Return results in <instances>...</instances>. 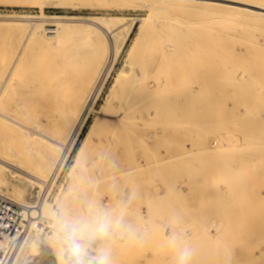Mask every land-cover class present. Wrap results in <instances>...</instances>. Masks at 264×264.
<instances>
[{
    "label": "rangeland",
    "instance_id": "obj_1",
    "mask_svg": "<svg viewBox=\"0 0 264 264\" xmlns=\"http://www.w3.org/2000/svg\"><path fill=\"white\" fill-rule=\"evenodd\" d=\"M154 1L157 3H154ZM154 1H149L151 5L153 4L151 7L149 2L148 4H145L147 2L143 4V2L134 3V1L126 0H78L77 3L68 5H60L55 0L47 2L44 0H0V27L8 23H17L18 25L35 23L37 20L42 19V17H47L49 20L44 27H51L61 19H73L72 21L74 23H71L82 28L84 31L82 36H77L69 40L66 44L67 48L65 47L66 49L64 48L63 51L61 49L57 53H55L56 51L53 48H46L37 39L30 40L22 54L21 64L13 86L2 102L1 107L5 109H0L2 113L3 111L4 113L6 112V115H10L17 120L19 119L18 121L23 124H28V126L35 125L34 127H36L39 133L42 132L43 135L45 133L50 138L67 143L64 147L54 145L53 148H51L53 149L52 151L47 148L50 143L43 140V137L39 136V134L34 136L35 139L22 135V133L19 132L20 130L13 132L12 135L14 136H12L11 133L0 135V156L5 157L7 160L10 159V161H15L28 171L27 173L16 170L13 171V169L0 163V191L6 193L11 198L15 196L14 200H18V202L24 205H37V207H39L41 204L40 202L43 200H47L51 204V209H53L54 212H52L49 217L54 220L53 224H50L47 220V223L45 221V223L40 222L37 228L32 229L31 236L35 240L42 237L44 241H47V248L52 249L48 257L51 261H54L55 264H109V262H105L102 259H109V261H113L112 264H211V262L215 260L211 261V258H209L210 261H207L206 257L203 258L207 255L208 251H210H207L206 248L205 250L207 252L204 251L203 247L205 246L211 249L212 254L208 256L209 252L207 255L208 257L213 258L214 256L216 259V255L219 254L220 257L218 258H220V261L216 260L215 262L226 264L225 256L228 257L229 252H231L230 257L233 255L236 256L241 251H245L247 248L246 246H251L253 247L252 249H255L254 246L261 242V246L259 247L258 245V250L256 248V251L258 254L261 250L264 251V242L262 243V240H260L258 235L259 231L257 229V227L261 225L258 223L260 221H258V218L260 219L261 214L264 212V161H262L264 159V149L261 148H264V80L263 82L260 80V76L264 79V71H262V73L259 71L261 74L259 77V72L258 74L257 71L256 73L254 72L257 68L264 67V17L248 15V13L244 12L241 14V12H237L235 9L233 10V8L228 9V7L205 5L200 3L202 0H196L195 2L194 0H176L179 6L177 3H175V6L171 2H166L165 4L164 1ZM228 1L247 3V1L250 0ZM252 1L261 4L264 2V0ZM222 4L242 7V5L235 3ZM172 6L175 7L176 10L175 8H171ZM153 8L155 11H152ZM244 8L257 10L247 6ZM90 19L104 22L112 33H106L96 28V26L90 23ZM149 19H151L150 23H152L150 25ZM170 24H175L174 29L178 27L185 32H195L196 28L192 26L200 25L201 27L213 31L217 29L216 31L222 34L220 37L209 40L208 46L203 45L202 47L201 45L200 47L204 49L203 53L194 51L195 46L191 43L186 45V48L189 50V57L186 56L183 59L184 61L182 60L186 69L185 75H187L185 79L177 70L179 64L177 58H171L170 60L166 59L164 61L153 60L152 57L161 56L158 52L151 57V48H165L163 41L167 39L165 35L160 33L172 29L167 28ZM216 24L218 25L216 26ZM27 27L29 28V26ZM144 29H146V31L149 29L155 34L142 38L133 53L135 42L141 36L145 35ZM244 30L246 31L245 34ZM27 32L25 28L19 31L13 30L11 33L6 30H0V76L4 73L8 63H10L9 61H12V59L18 55L17 53H19L27 37ZM233 33H235V35ZM250 36L255 40L252 39V37L250 39ZM262 36L263 38H261ZM89 37L93 41L92 50L87 49L90 48L87 46ZM115 40L119 42L126 41L118 52ZM83 41L86 45L85 43L82 44ZM218 41L221 43V48L218 47ZM239 41L241 42L239 43ZM245 44L250 46V50H248L249 53L246 51L248 46ZM253 46L256 48L257 53L260 51L258 55L255 54L256 52L253 50ZM78 47L80 48L78 49ZM215 47L218 48V50L214 52ZM76 48L78 52L75 50ZM71 49L74 50L71 51ZM49 50L50 52H48ZM246 54H248V56ZM242 55H244V57ZM3 57H5V59ZM10 57H12V59ZM112 60L114 61L113 66L111 65V63H113ZM128 60L129 64L132 66L131 72L126 75L127 77H125V80L117 82L118 76L127 65ZM2 61L7 64L2 63ZM219 61L227 64H222L220 62L221 65ZM89 62L95 66V70L93 69L95 71L94 80L91 82V84H93V82L95 84L94 94L92 93L91 101L93 102L95 97L98 98V109L101 110L103 106L106 105L105 102H107L108 96L111 94L108 103L109 115L114 116L117 114V112L113 110L116 107H127L128 109L122 116L125 120L134 124L133 133L135 136L133 147L129 154L124 151V142L118 141L117 146H110V142L113 141L115 137L111 131L107 132L101 129L102 127L98 128L91 135V139L85 142L83 146L87 133L94 121L93 115L89 116L77 140L72 146H69L71 144V139H69L71 125L65 122L67 119H72L74 121L77 118V114L73 117L70 115V109H72L73 97L78 94L79 87H82V83L86 76L87 64H89ZM151 62L155 65V68L158 69L162 64L167 65L164 78L168 79L171 76L174 82L168 85L166 84L165 89L169 92L168 94L172 96L173 100H178L176 90L183 91L185 88H191L190 90L194 89L192 92L195 93L194 95L197 97L195 99L196 102L194 100L185 101L184 96L183 104L186 103L190 105L189 103H192L190 107L197 108V115H203L204 119L205 117L209 119L211 116V121L214 120V122H212V124H214L213 129L216 128V121L219 122L222 120L224 122L226 120L235 123L228 127H226L225 124L220 125V127L223 126L228 131L220 130V127H217L219 130L217 129L218 131L215 134L214 132L216 129L212 132V127L208 128L210 130L205 128L207 129L206 131L197 128L196 124V127L193 126L194 120L197 119V117H195L196 111L193 112V109L184 111L185 113L183 112L181 114L182 117L178 115L182 112V108V110L172 109L174 114H178L172 117H166L162 115V111L159 108H147L141 103H132L134 95L128 97L129 89L132 87L137 73L142 74L145 71L150 73ZM198 66H200L199 68H201V66L204 68L200 71ZM195 68H197L199 72L196 71ZM230 69H235L238 72H234V70L230 71ZM108 70L109 72H107ZM248 70L249 72H247ZM228 72L230 76H228ZM97 73L99 74L97 75ZM178 75L181 77L179 78ZM232 75L235 77L240 76V78L242 75L244 76L241 78L244 82V84H240L241 88L238 87V85H236L237 87L235 85L232 87L231 85L229 86L228 77L232 79ZM249 77L250 79L251 77L253 79L257 77L261 83L259 87L256 86L258 84H256L253 79L252 83L254 82L255 86L252 85L255 89L250 88L252 85L250 87L245 86L247 82L249 83L250 81ZM97 78L101 85L97 82ZM177 78L181 81L176 82ZM225 78L228 83L224 81ZM257 78L255 80L258 81ZM149 81L150 75L146 77V87L149 85ZM239 81L241 80L239 79ZM40 86L41 88H39ZM246 87L248 89L250 88L251 91L255 90L254 93L252 92L254 94L253 96H250L251 91L246 89ZM243 88L245 90L241 91ZM114 89H116L117 92L112 95ZM257 91L259 93H257ZM241 93L242 98L240 99ZM256 93L258 94V99ZM260 94L263 95V97L260 96ZM127 97L130 100L126 101ZM231 98H233V100ZM260 99L261 101L263 100V102H261ZM245 100H247V102H245ZM176 101H174L173 104L182 105L179 100L178 102ZM241 101H243V103H241ZM211 103L213 106H211ZM241 105L246 107H242ZM259 105L262 107H258ZM248 107H252V109ZM250 109L251 113H256L259 109L256 113L257 116L256 114L249 113ZM211 114L215 115L212 116ZM258 114H260V117L262 115V117L260 118ZM207 116L209 117L207 118ZM233 116L237 120L234 119ZM141 118H144L143 122L147 124L148 128V136L144 141L141 139V129L143 127V122L140 120ZM204 119H202L201 116L200 120L202 121ZM110 120L111 118L107 119V121ZM209 121L206 122L209 123ZM236 124L238 125L236 126ZM248 126L251 127L250 130ZM176 127H180V131H178L179 134H176ZM193 127H195V129H193ZM223 127L222 129H224ZM184 128H186L187 131H185ZM198 129L203 131L201 135H199L200 132L198 133ZM234 129L235 131L231 133ZM24 131L27 132V130ZM240 133L244 135V137H242ZM46 135L44 137H46ZM199 136L201 137V141ZM260 139L263 142H261ZM212 140L216 142V146L214 142V145L210 143ZM68 141L70 143H68ZM201 142L203 147H200V149L198 147L201 145ZM233 143L240 144L230 147ZM4 145H13L11 148L14 146L15 148L6 152ZM208 145L210 146V148L208 147L210 150L207 148ZM204 146L207 148V151L212 150V153H209L210 156L207 151H205L207 155H204L206 154L203 152L206 150ZM214 146L215 150H213ZM219 146L220 149L218 150L217 147ZM244 147L248 148L245 149ZM251 147H254V150ZM259 147L262 149H258L259 151L261 150V153L256 149ZM186 150L190 151L187 152ZM193 151H198V155H195L197 152ZM226 152L233 154L228 155ZM201 153L203 156L199 155ZM215 153H218V156ZM221 154L222 157L220 156ZM224 154L226 157L228 155V157L226 158ZM248 154H251V156ZM246 155L249 157L246 158ZM49 156L51 157V161L54 160L52 161V163L54 162V169H52V174L48 177V173L41 172V168L45 167L44 165L47 164L46 159L49 158ZM180 156H183L184 159L183 157L180 158ZM207 156L210 159H207ZM219 156L221 159L226 158L225 160H227V162H225L228 163V166L230 165L228 160L236 158L234 165V168L237 170L236 172L238 173V171L241 170L243 173L239 172L245 179L252 176V180L242 182L244 185H248V189L246 186H243L245 190L242 191L244 188L237 186L238 184L243 185L241 182L235 183L237 188L228 187L229 185L224 181L221 182L225 175H220V182L222 184H218L220 176L218 177L219 179L217 178L218 182L215 178L219 175L215 170L217 169L218 163H216V165L213 163L219 159ZM160 157L165 158L164 164H149L151 161ZM173 161L177 162L174 163ZM223 161L224 160H221L220 162V159L217 160V162H220L218 167L223 168L221 166ZM258 161H260V163ZM30 162L33 164H30ZM170 162H173V164ZM40 163L42 166H40ZM170 165L172 167H170ZM30 166L36 168V170ZM213 166L216 168L214 167L215 169H213ZM110 167H112L116 173L123 169H130L131 175H124L125 177L123 175H117L112 182H101L97 185V177L108 174L110 172ZM221 168L218 169L221 170ZM224 168L222 170H225ZM230 169L229 166V170ZM219 170L218 172L221 174L226 172L224 171L223 173V171L220 172ZM212 171H214L213 174ZM29 172L42 173L43 178L48 180H46L45 183H40L30 176ZM228 173H230V171L227 172V174ZM2 184L3 186H1ZM171 187L177 189H171ZM246 189L250 193L248 200L249 198L252 200L248 201L246 199L248 194L245 193ZM221 191L223 194V196L221 195L222 198H220L221 196L218 197ZM171 205L173 206L171 207ZM220 205L223 206V208L220 207ZM180 208H182V210ZM210 208H212V210ZM221 208L227 210L232 220L228 221L220 218L222 217L219 216ZM34 216H37V213H35ZM196 218L197 220H195ZM222 222L223 225H231L233 228L229 230L227 225H225L228 231H223L226 228L222 226L217 227L216 225ZM192 223H194L195 226ZM254 223L258 226L252 227ZM174 224L176 225L174 226ZM200 224L203 229H201V226H198ZM172 226L176 228H172ZM223 234L229 235L231 238H226L227 236L225 237ZM200 235L205 236H203L202 239ZM240 235H245L246 237L242 239L243 237ZM204 237L206 241L209 242V245L200 244V240H205ZM219 239H221L220 242H217ZM236 240H238V242ZM250 240L252 241L249 245H245L246 242ZM49 242L52 245H50ZM225 243L228 247L232 248V250L224 253L219 251L217 253L215 248L221 250ZM237 244L239 246H237ZM19 245L13 250L9 259V264H25L28 255V253L25 252L27 246L25 245L22 252H20L21 247L19 248ZM241 245L243 248L240 247ZM57 248H59V250ZM57 250L60 251V255L57 254ZM111 252H113V255ZM104 254L107 255V258L104 257L100 259V256L102 257ZM14 258H17V262ZM20 260H23V263L19 262Z\"/></svg>",
    "mask_w": 264,
    "mask_h": 264
},
{
    "label": "bare ground",
    "instance_id": "obj_2",
    "mask_svg": "<svg viewBox=\"0 0 264 264\" xmlns=\"http://www.w3.org/2000/svg\"><path fill=\"white\" fill-rule=\"evenodd\" d=\"M35 1H37V0H35ZM43 1V0H42ZM45 2H47V1H52V0H44ZM58 4H62V5H64V4H74V3H77L78 2V0H55ZM126 1H134V3H136V2H143V4L145 3V2H147V3H145V4H148V2L149 1H154V0H126ZM159 1V0H158ZM160 1H164L165 2V4H166V2H171V3H173L175 6H176V4L175 3H177L176 2V0H160ZM196 0H194V2H195ZM252 0H250V1H247V3H239V2H236V1H228V0H202L201 2L200 1H198V2H200V3H203V4H205V5H209V6H219V7H228V9L229 8H233V10L235 9L237 12H241V14H242V12H244V13H248V15L250 14V15H256V16H261V17H264V2L261 4V3H256V1H252ZM156 1H154V3H155ZM258 2V1H257ZM56 3V4H57ZM157 3V2H156ZM222 3H235V4H238V5H242V7L240 6V7H234L233 5H228V4H222ZM149 4H150V2H149ZM178 4V3H177ZM153 5V4H152ZM152 5L150 4V6L152 7ZM157 5V4H156ZM178 6H179V4H178ZM245 6H247V7H250V8H254V9H257V10H250L249 8H244ZM154 7H155V5H154ZM170 7V6H169ZM171 8H175V7H171ZM151 9V8H150ZM178 9V8H177ZM183 9V8H182ZM154 10V8L152 9V11ZM175 10H176V8H175ZM155 11V10H154ZM227 11V10H226ZM232 11V10H231ZM150 12V11H149ZM199 13V12H198ZM243 13V14H244ZM150 16V15H149ZM202 16V15H201ZM243 16V15H242ZM213 17V16H212ZM212 17H211V19H212ZM221 17V16H220ZM93 18V17H92ZM99 18V17H98ZM101 18V17H100ZM149 18V17H148ZM14 19V18H13ZM17 19V18H16ZM29 19H31V18H29ZM34 19V18H33ZM171 19V18H170ZM205 19V18H204ZM203 19V20H204ZM213 19H214V17H213ZM218 19H219V17H218ZM11 20V19H10ZM23 20H24V18H23ZM26 20V19H25ZM35 20H37V19H35ZM48 18L47 17H42V19H39V20H37V22H35V23H24L23 25H18L17 23H8L7 25H4L3 27H0V30L2 29V30H6V31H8V32H10L11 33V31H13V30H21V29H26L28 32H27V37H26V39H25V41H24V43H23V45H22V47H21V49H20V51H19V53H17L18 55L15 57V58H13L12 59V57H10L11 59H12V61H9L10 63H8V66L5 68V70H4V73L0 76V109L2 108H4V107H1L2 106V102H3V100L5 99V97L8 95V93H9V90H10V88L13 86V83H14V81H15V79H16V76H17V73H18V70H19V67H20V64H21V58H22V54L24 53V51H25V49H26V46H27V44H28V42L30 41V40H35V39H37V40H39L46 48H53V49H55V53H57L59 50H61L62 49V51L64 50V48L66 47V44H67V42L69 41V40H71L72 38H74V37H77V36H82V34H84V31H83V29L82 28H80V27H78L77 25H75V24H73L74 22L72 21L73 19H61L60 21H57L53 26H46V27H44L45 26V24L48 22ZM59 20V19H58ZM78 20V19H77ZM172 20V19H171ZM170 20V21H171ZM200 20V19H199ZM198 20V21H199ZM2 21V20H1ZM76 21V20H75ZM160 21V20H159ZM249 21V20H248ZM251 21V20H250ZM12 22H13V20H12ZM19 22V21H18ZM71 22H73V23H71ZM151 22V19H149V25L150 24H152V23H150ZM200 22V21H199ZM246 22V21H245ZM83 23V22H82ZM90 23L91 24H93L94 26H96V28H98V29H101L102 31H104V32H106V33H112V31L110 30V29H108L107 27H106V25L104 24V22H102V21H98V20H95V19H90ZM206 23H207V21H206ZM250 23V22H249ZM27 24H30V25H27ZM200 24V23H199ZM213 24H215V23H213ZM149 25H148V27H149ZM202 25H203V23H202ZM206 25V24H205ZM218 24H216V26H217ZM230 25V24H229ZM27 26H29V28L27 27ZM118 26V25H117ZM154 26H155V24H154ZM190 26H192V25H190ZM223 26H225V25H223ZM223 26H221V27H223ZM236 26V25H235ZM174 27H175V24H170L169 26H167V28H172V29H170V30H165V31H162L160 34H163V35H165L166 36V39L167 40H164L163 41V43H164V45H165V48L164 47H161V48H154V49H152L151 48V50H150V52H151V57L153 56V55H155L157 52L158 53H160L161 54V56L160 57H152V59L153 60H161V61H164V60H166V59H168V60H170L171 58H177L179 61V64H178V66H177V70H178V72H179V74L180 75H183L184 76V79H185V77L187 76V75H185V72H186V69H185V66H184V64L182 63V60L187 56V57H189L188 56V49L186 48V45L188 44V43H191V44H193V46H195V49H194V51H198V52H200V53H203L204 52V49L203 48H201L200 46L202 45V47H203V45L204 46H208V41L209 40H212L213 38H217V37H220L222 34H221V32H219V31H213V30H211V29H208V28H205V27H201L200 25L198 26V25H196V26H192V27H194V28H196V30H195V32H185L184 30H182V29H180V28H178V27H176L175 29H174ZM231 27V26H230ZM154 28V27H153ZM178 28V29H177ZM227 28V27H226ZM89 29V28H88ZM128 29V28H127ZM143 29V28H142ZM155 29V28H154ZM145 31H146V29H144ZM143 30V31H144ZM247 30V29H246ZM25 31V30H24ZM144 31V33H145V35L144 36H141L136 42H135V48L133 49V53L135 52V49L137 48V46L139 45V43H140V40L142 39V38H145V37H147V36H152L153 34H155V33H152V31L151 30H149L148 29V31H146L145 32ZM225 31V30H224ZM124 32V31H123ZM141 32V31H140ZM157 32H158V30H157ZM205 32H207V33H205ZM131 33V32H130ZM210 33H211V35H210ZM246 33V31L244 30V34ZM260 33V32H259ZM124 34V33H123ZM232 34V33H231ZM230 34V35H231ZM234 35H235V33H233ZM237 34V33H236ZM128 35H129V33H128ZM225 35V34H224ZM261 35V34H260ZM105 36H106V34H105ZM122 36V35H121ZM120 36V37H121ZM233 36V35H232ZM247 36V35H246ZM119 37V38H120ZM136 37V36H135ZM138 37V36H137ZM238 37V36H237ZM251 37L252 36H250V39H251ZM260 37V36H259ZM225 38H226V35H225ZM246 38V37H245ZM261 38H263V36L261 37ZM121 39V38H120ZM127 39V38H126ZM125 39V40H126ZM129 39V38H128ZM252 39H254L253 37H252ZM256 39H257V37H256ZM87 40V39H86ZM217 40V39H216ZM219 40V39H218ZM255 40V39H254ZM88 41V42H87ZM86 42H87V46H89L90 48H87V49H89V50H92L91 49V47L93 46V44H92V40H91V38L89 37V39L87 40ZM116 42H115V45H116V49H117V52L123 47V44L126 42H122V41H118V40H115ZM244 41V40H243ZM81 42H82V40H81ZM80 42V43H81ZM112 42V41H111ZM237 42V41H236ZM241 41H239V43H240ZM245 42V41H244ZM85 42L83 41V43L82 44H84ZM250 43V42H249ZM259 43H261V42H259ZM79 44V43H78ZM132 44V43H131ZM209 44H210V42H209ZM217 44H218V47L219 48H221V43H220V41H218L217 42ZM242 44H244V43H242ZM85 45H86V43H85ZM134 45V44H133ZM232 45V44H231ZM246 45V44H245ZM210 46H211V44H210ZM246 46H248L247 47V49H246V51L249 53V51L248 50H250V46L249 45H246ZM245 47V46H244ZM251 47H252V45H251ZM67 48V47H66ZM65 48V49H66ZM80 47H78V49H79ZM114 48V47H113ZM235 48H236V46H235ZM249 48V49H248ZM253 50L256 52L255 54L256 55H258V53H260V51H258V53H257V50H256V48L253 46ZM227 49V48H226ZM230 49H231V47H230ZM233 49V48H232ZM51 50V49H50ZM50 50L48 51V52H50ZM74 50V49H73ZM72 49H71V51H73ZM75 50H77V48L75 49ZM216 50H218V48H214V52L216 51ZM220 50V49H219ZM229 50V49H228ZM227 50V51H228ZM232 51H235V50H232ZM53 52V51H52ZM77 52H78V50H77ZM246 52V53H247ZM5 53V52H4ZM7 53V52H6ZM131 53V52H130ZM132 53V54H133ZM254 53V52H253ZM252 53V54H253ZM12 54V53H11ZM131 54V55H132ZM227 54V53H226ZM238 54V53H237ZM236 54V55H237ZM254 54V55H255ZM247 56H248V54H246ZM246 55H245V57H246ZM253 55V56H254ZM240 56V55H239ZM243 57H244V55H242ZM55 57H57V56H55ZM250 57H251V55H250ZM4 59H5V57H3ZM10 58H9V60H10ZM225 58V57H224ZM235 58V57H234ZM222 59V58H221ZM130 60V59H129ZM129 60L127 61V65L124 67V69H123V71L121 72V74L118 76V79H117V82H121V81H123V80H125V77H127L126 75H128L129 74V72H131V69H132V66L129 64ZM259 60V59H258ZM1 61V60H0ZM5 61V60H4ZM4 61H2V63H4V64H7V63H5ZM51 61V60H50ZM184 61V60H183ZM52 62V61H51ZM112 62L113 63H111V65L113 66L114 65V61L112 60ZM221 61H219V63H220ZM247 62V61H246ZM1 63V64H2ZM125 63V62H124ZM152 63V62H151ZM222 63V62H221ZM220 63V64H221ZM224 63V62H223ZM222 63V64H223ZM221 64V65H222ZM224 64H227V63H224ZM49 65V64H48ZM47 65V66H48ZM110 65V66H111ZM238 65V64H237ZM253 65V64H252ZM256 65H257V63H256ZM50 66V65H49ZM112 66H111V68H112ZM226 66V65H225ZM238 66H240V65H238ZM200 66H198V68H199ZM235 67V66H234ZM243 67V66H242ZM102 68V67H101ZM204 68V67H203ZM202 68V66H201V68H199V70L201 71V69H203ZM219 68H220V66H219ZM257 68V67H256ZM4 69V68H3ZM48 69V68H47ZM95 66H93L92 65V63H90L89 62V64H87V70H86V76H85V79H84V82L82 83V87H83V85H84V87L82 88V87H79V92H77L78 94L77 95H75L74 97H73V105H72V109H70V115L73 117L74 115H76L77 114V118L73 121L72 119H67V121L65 122L66 124H69V125H71V129H70V136H69V139H71V144L69 145V146H72V144L77 140V138H78V136H79V134H80V132H81V130L83 129V127H84V125H85V123H86V121L88 120V118H89V116L90 115H93L94 116V121H93V124L91 125V127H90V129H89V131H88V133H87V137H86V139H85V141H84V144H83V146L85 145V142H87V141H89L90 139H91V135L98 129V128H100V127H102L101 129H104L105 131H111V133L114 135V137H115V139L113 140V141H111L110 142V146H112V147H114V146H117V144H118V141H120V142H124V144H125V147H124V151L125 152H127L128 154L131 152V149H132V147H133V143H134V140H135V136H134V133H133V128H134V124L133 123H131L130 121H127V120H125V118L122 116V115H124L126 112H127V107H116L115 109H113V110H115V112H117V114L116 115H114V116H111V115H109V113H108V111H109V107H108V103H109V98H110V96H111V94L108 96V99H107V102H105L106 103V105H104L103 106V108L101 109V110H99L98 109V98H94L93 100V102L91 101L92 99H91V96H92V93L94 94V82H93V84H91V82L94 80V75H95ZM110 69V68H109ZM167 69V65H164V64H162L160 67H159V69L158 68H155V65L152 63L151 64V68H150V73L149 72H147V71H145L144 73H137V77H136V79H135V81H134V83H133V85H132V87L129 89V96L128 97H130L131 95H134V98H133V100H132V103H141V104H143L145 107H147V108H159V109H161V111H162V115H165L166 117H172V116H175V115H177L178 113H173L172 112V109H178V110H182V112H180L178 115H180L181 116V114L184 112V111H187V110H189V109H193V112L194 111H196V110H198L197 108L195 109V107L193 108V107H190V105L192 104V103H189L190 105H188V104H186L185 103V101H187V100H194L195 101V99L197 98L194 94L195 93H193L192 91L194 90V89H192V90H190L189 88V90L188 89H184L183 91L182 90H176L177 91V95H178V97H177V99L182 103V105H178V104H173L174 103V101H176V100H173V98H172V96H170V94H168L169 92L165 89V86H166V84L168 85V84H171V82H174V79L170 76V78H168V79H165L164 77V73H165V71H167L166 70ZM193 69V68H192ZM196 69V71H198L199 72V70H197V68H195ZM254 69V68H253ZM51 70V69H50ZM100 70H102V69H100ZM99 70V71H100ZM226 70V69H225ZM232 70H234V72H236L237 70H235V69H232ZM231 69H230V71H232ZM21 71V70H20ZM229 71V72H230ZM256 71H257V74H258V72L259 71H261V73H262V71H264V67H260V68H257L254 72L256 73ZM47 72V71H46ZM107 72H109V70L107 71ZM106 72V73H107ZM194 72V71H193ZM227 72V71H226ZM229 72H228V76H230L229 75ZM234 72H231V73H234ZM238 72V71H237ZM243 72H245V71H243ZM247 72H249V70L247 71ZM196 73V72H195ZM194 73V74H195ZM230 73V74H231ZM239 73H240V71H239ZM239 73H238V75H239ZM251 73V72H250ZM252 73H253V71H252ZM99 73H97V75H98ZM200 74V73H199ZM226 74V73H225ZM235 74H237V73H235ZM247 74V73H246ZM96 75V76H97ZM150 75V81H149V85L146 87V85H145V81H146V77L147 76H149ZM180 75H178V77L180 78L181 76ZM261 74H260V72H259V74H258V77L260 76ZM263 75V74H262ZM107 76V75H106ZM105 76V77H106ZM196 76H197V73H196ZM223 76V75H222ZM243 76V75H242ZM242 76H241V78H242ZM248 76V75H247ZM252 76V75H251ZM234 75H232L231 76V78L232 79H230V77H228L229 79V83L228 82H226L227 81V77L225 78V82L226 83H228L229 84V86L231 85V87L233 86V85H238V87H240L241 85L240 84H244V82H243V80L240 78V76L239 77H235ZM244 77V76H243ZM262 76H260V80H261V82H263V80L264 79H262L261 78ZM18 78V77H17ZM100 78V77H99ZM179 78H177L176 80V82H180L181 80L179 79ZM257 77H255V79H256ZM264 78V77H263ZM101 79V78H100ZM236 79H237V81H236ZM239 79L241 80V81H239ZM245 79H247V78H245ZM249 79H250V77H249ZM252 77H251V79H250V81H251V83H250V81H249V83L247 82V85H245V86H247V87H250L252 84L254 85V82L256 83V84H258V85H256V86H258L259 87V85L261 84L259 81V79H258V81L257 80H255V79H253L254 80V82L252 83ZM41 80V79H40ZM40 80H39V82H40ZM105 80V79H104ZM34 81V80H33ZM43 81V80H42ZM41 81V82H42ZM76 81V80H75ZM97 82H99V80H98V78H97ZM106 82V81H105ZM104 82V83H105ZM116 82V83H117ZM32 83V82H31ZM36 83V82H35ZM100 83V82H99ZM16 84V83H15ZM90 84H91V86H90ZM98 84V83H97ZM96 84V85H97ZM178 84V83H177ZM249 84V85H248ZM100 85H101V83H100ZM103 85V84H102ZM208 85V84H207ZM253 85L250 87L251 89H255V87H253ZM264 85V84H263ZM234 86V87H235ZM255 86V85H254ZM96 87V86H95ZM100 87H102V86H100ZM237 87V86H236ZM246 87V89H248ZM253 87V88H252ZM39 88H41V86L39 87ZM103 88H104V86H103ZM241 88V87H240ZM250 88L248 89L249 91H251L250 90ZM117 89V88H116ZM116 89H114L113 91H112V95H114L116 92H117V90ZM257 89V88H256ZM43 90V89H42ZM245 89L243 88L241 91H244ZM61 91V90H60ZM247 91V90H246ZM245 91V92H246ZM255 91V90H254ZM254 91L252 90L250 93V96L252 95H254L253 93H254ZM260 91V90H259ZM195 92V91H194ZM248 92V91H247ZM253 92V93H252ZM244 93V92H243ZM257 93H259L258 91H257ZM256 93V94H257ZM96 94V93H95ZM184 94V95H183ZM229 94V93H228ZM261 94H262V91H261ZM260 94V96H262L263 97V95H261ZM97 95H98V91H97ZM96 95V96H97ZM202 95V94H201ZM201 95H200V97H201ZM185 96V97H184ZM233 96V95H232ZM127 97V99H126V101L127 100H130L129 98ZM183 97H184V99H185V101H184V103L185 104H183ZM208 97V96H207ZM257 99H258V94H257ZM261 97V98H262ZM203 98V97H202ZM201 98V99H202ZM242 98V93H241V96H240V99ZM248 98H249V96H248ZM253 98V97H252ZM255 98V97H254ZM205 99V98H204ZM210 99H211V97H210ZM229 99V98H228ZM232 100H233V98H231ZM256 99V98H255ZM263 99V98H262ZM178 100L176 101V102H178ZM203 100V99H202ZM248 100V99H247ZM247 100H245V102H247ZM260 101H261V99H260ZM196 102V101H195ZM212 102V101H211ZM258 102H259V100H258ZM261 102H263V100L261 101ZM197 103H200V102H197ZM241 103H243V101H241ZM193 104H194V102H193ZM255 104V103H254ZM259 104V103H258ZM264 105V104H263ZM79 106V107H78ZM102 106V105H101ZM211 106H213V104L211 103ZM218 106V105H217ZM242 106V105H241ZM261 105H259L258 107H260ZM242 107H246V106H242ZM262 107V106H261ZM260 107V108H261ZM182 108V109H181ZM213 108V107H212ZM248 108H251L252 109V107H248ZM259 108V109H260ZM5 109V108H4ZM201 109V108H200ZM251 109H250V112L249 113H251ZM259 109H258V111H259ZM225 110V109H224ZM264 110V109H263ZM6 111V110H5ZM257 111V112H258ZM9 112V111H8ZM114 112V111H113ZM256 112V113H257ZM6 113V112H5ZM4 113V111H3V113H2V110H0V135L2 136V135H4V134H10L11 133V135H12V133L13 132H16V131H19V132H21L22 133V135H24V136H27V137H33L34 138V136L37 134H39V136H41V137H43L42 139L43 140H46L48 143H50V144H48V146H47V148H49V149H51V148H53V146L54 145H57V146H61V147H64L65 145H67V143H63L62 141H59V140H56V139H54V138H50V137H48L45 133H44V135H43V133L41 132V133H39V131L38 130H36V127H34L35 125H32V126H28V124H23L22 122H20V121H18L16 118H14V117H11L10 115L8 116V115H6ZM10 113V112H9ZM79 113V114H78ZM185 113V112H184ZM187 113V112H186ZM196 113V116L195 117H197V119H195L194 120V124H193V126H195L196 127V125H197V128H199V129H201V130H206L207 131V129L208 128H210V127H212V132H213V130H215V134H216V132L219 130L218 128L220 127V125H222V124H225L226 125V127H228L229 125L230 126H232L235 122H228V121H222V120H220V121H222V122H218V121H216V124H215V127L216 128H214L213 129V126H214V124H212V122H214V120L213 121H211V116L209 117V116H207V118L209 117V119H210V121H209V119H206V117H205V119L203 118V115H201L202 116V119H204V120H200L201 119V116L200 115H197V111L195 112ZM236 113V112H235ZM256 113H254V112H252L251 114H256ZM260 113V112H259ZM14 114V113H13ZM262 114V113H261ZM194 115V114H193ZM209 115V114H208ZM212 115V114H211ZM213 115H215V114H213ZM212 115V116H213ZM226 115V114H225ZM259 115V117H260V114H258ZM238 116V115H237ZM256 116H257V114H256ZM182 117V116H181ZM194 117V118H195ZM230 117H232V116H230ZM229 117V118H230ZM245 117V116H244ZM248 117V116H247ZM253 117H255V116H253ZM261 117H262V115H261ZM260 117V118H261ZM111 118V120L110 121H107V119H110ZM200 118V119H199ZM228 118V117H227ZM233 118L234 119H236L234 116H233ZM242 118V117H241ZM220 119H223V118H220ZM224 119H225V116H224ZM230 119H232V118H230ZM233 119V120H234ZM142 122L144 121V118H141L140 119ZM232 120V121H233ZM237 120V119H236ZM239 120V119H238ZM253 120H255V119H253ZM261 120H263V119H261ZM199 121V122H198ZM206 121H209V123L208 122H206ZM24 122V121H23ZM228 122V123H227ZM196 124V125H195ZM250 124V123H249ZM30 125V124H29ZM37 125V124H36ZM238 124H236V126H237ZM142 129H141V135H142V137H141V139L144 141V140H146L147 139V136H148V128H147V124L145 123V122H143L142 123ZM251 126V125H250ZM38 127V126H37ZM40 127V126H39ZM195 127H193V129H195ZM218 127V128H217ZM223 127V126H222ZM222 127H220V130H224V131H226L227 129H225L224 127V129H222ZM181 128H183V127H181ZM205 128H207V129H205ZM248 128H249V130L251 129V127H249L248 126ZM40 129V128H39ZM180 129V127L179 128H177L176 127V129H175V131H177V133L176 134H179V132L178 131H180L179 130ZM197 130L198 131V133H199V135H201V133L203 132V131H200V130ZM218 129V130H217ZM262 129V128H261ZM24 130H27V132H25ZM41 130V129H40ZM184 130L185 131H187L186 130V128H184ZM190 130V129H189ZM208 130H210V129H208ZM191 131V130H190ZM189 131V132H190ZM194 131H196V130H194ZM228 131V130H227ZM230 131V130H229ZM233 131H235V129L234 130H232L231 131V133L233 132ZM182 132V131H181ZM209 132V131H208ZM235 133H237V132H235ZM181 134V133H180ZM190 134V133H189ZM212 134V133H211ZM226 134H228V133H226ZM238 134V133H237ZM241 134V133H240ZM240 134H239V137H240ZM18 135V134H17ZM46 135V137H44ZM228 135H230V134H228ZM9 136V135H8ZM7 136V137H8ZM12 136H14V135H12ZM231 136V135H230ZM235 136H237V135H235ZM241 136L242 137H244V135H242L241 134ZM200 137V136H199ZM199 137H197V138H199ZM4 138V137H3ZM12 138V137H11ZM38 138H40V137H38ZM183 138H185V137H183ZM203 138V137H202ZM12 139H14V138H12ZM11 139V140H12ZM17 139V138H16ZM15 139V140H16ZM27 139V138H26ZM35 139V138H34ZM41 139V138H40ZM68 139V140H69ZM186 139V138H185ZM204 139V138H203ZM203 139H202V141H203ZM210 139V138H209ZM243 139V138H242ZM0 140H1V138H0ZM229 140V139H228ZM234 140H236V139H234ZM253 140V139H252ZM195 141V140H194ZM196 141H197V139H196ZM200 141H201V137H200ZM223 141V140H222ZM222 141H221V143H222ZM244 141V140H243ZM260 141H261V139H260ZM264 141V140H263ZM263 141H261V142H263ZM213 142H214V144H215V146H216V142L214 141V140H212L210 143H212L213 144ZM234 142V141H233ZM245 142V141H244ZM4 143V142H3ZM42 143V142H41ZM68 143H70L69 141H68ZM192 143V142H191ZM219 143V142H218ZM237 143V142H236ZM236 143H233V145L232 146H230V147H233L234 145L236 146V145H239L240 143H238V144H236ZM52 144V145H51ZM200 144V143H199ZM213 144V145H214ZM243 144V143H242ZM219 145V144H218ZM5 146V151L6 152H8V150L10 151L12 148H15V146L14 147H12L11 148V146H13V145H4ZM215 146H214V148L213 147H211V148H213V150H215ZM224 146V145H223ZM202 148L203 147V145H202V142H201V145H199V147L198 148ZM205 147V146H204ZM210 148V146L208 145L207 146V148ZM229 147V146H228ZM17 148V147H16ZM83 148V147H82ZM183 148H184V146H183ZM198 148H196V149H198ZM200 148V149H201ZM206 148V147H205ZM207 148H206V150H204V148H203V152H205V151H207ZM208 148V149H209ZM218 148V150L220 149V146L219 147H217ZM222 148V147H221ZM224 148V147H223ZM227 148V147H226ZM245 148V147H244ZM248 148V147H247ZM247 148H245V149H247ZM252 149L254 148V147H251ZM262 149H264L263 147H261ZM260 147L259 148H256L257 150L258 149H261ZM200 149H199V151H200ZM251 149V150H252ZM261 149V150H262ZM13 150V149H12ZM52 151H53V149H51ZM193 150V149H192ZM210 150V149H209ZM226 150V149H225ZM230 150H233V149H230ZM236 150V149H235ZM241 150V149H240ZM254 150V149H253ZM252 150V151H253ZM261 150L259 151L260 153H261ZM167 151H169V150H167ZM187 151V150H186ZM188 151H190V150H188ZM187 151V152H188ZM217 151V150H216ZM215 151V152H216ZM221 151V150H220ZM223 151V150H222ZM226 151H228V150H226ZM237 151H239V150H237ZM244 151V150H243ZM246 151V150H245ZM5 152V153H6ZM193 152H197L195 155H198V151H193ZM208 152V155H209V153L211 152L212 153V150L211 151H207ZM207 152H205L206 154H204V155H207ZM230 152V151H229ZM229 152H226V153H228V155H230L231 153H229ZM256 152V151H255ZM18 153H19V151H18ZM53 153V152H52ZM65 153H66V151H65ZM181 153V152H180ZM264 153V152H263ZM7 154V153H6ZM50 154H51V152H50ZM178 154V153H177ZM216 154V153H215ZM218 154V153H217ZM216 154V155H217ZM233 154V153H232ZM231 154V155H232ZM246 154V153H245ZM8 155V154H7ZM13 155V154H12ZM24 155V154H23ZM38 155V154H37ZM188 155V154H187ZM192 155V154H191ZM199 155H202V153L201 154H199ZM215 155V156H216ZM225 155V154H224ZM228 155H227V157H228ZM249 155V154H248ZM64 156V155H63ZM184 156V155H183ZM182 156V157H183ZM203 156V155H202ZM210 156V155H209ZM218 156V155H217ZM221 157H222V154L220 155ZM220 156H219V159H220V162H221V160H224L222 163H221V166L225 169V170H222L223 168H221V167H218L219 166V164H220V162H217V160H219V159H217L216 161H215V163H213L214 165H216V163H218L217 165V169H215L216 167L215 166H213L212 168L213 169H215L216 171H217V173L219 174H217L218 176H216L215 178H216V181L218 182V180H217V178L221 175H225V176H223L224 177V179L221 181V176L219 177L220 178V180H219V182H218V184L220 185V183L221 182H225L227 185H229L228 187H230V188H233V187H235V188H237L236 187V184L238 183V182H244V181H248V180H252V176L251 177H249V178H244L243 176H242V174H240V172H241V170H239L238 171V173L236 172L237 170L234 168V165H235V161H236V158H232L231 160H228L229 161V163H230V170H229V166L227 165L228 163H226L227 162V160H225L227 157H226V155H225V159H221L220 158ZM249 156H251V154L249 155ZM249 156H247L246 155V158H248ZM36 157V156H35ZM169 157V156H168ZM181 156H180V158H182ZM28 158V157H27ZM26 158V159H27ZM50 158V159H49ZM49 158H45L46 159V161H47V164L46 165H44L45 167H43V168H41V172H47L48 173V177H49V175L50 174H52V169H54L53 167H54V162L52 163V161H54V160H52L51 161V157L49 156ZM53 158H54V156H53ZM64 158V157H63ZM167 158V157H166ZM179 158V159H180ZM209 157L207 156V159H208ZM254 158V157H253ZM172 159V158H171ZM179 159H178V161H179ZM183 159H184V157H183ZM210 159V158H209ZM258 159V158H257ZM164 160H165V158L164 157H160V158H157V159H155L154 161H151L149 164H152V165H155V164H164L163 162H164ZM174 160V159H173ZM182 160V159H181ZM259 160V159H258ZM169 161H171V160H169ZM226 161V162H225ZM262 161H264V159L262 160ZM29 162V161H28ZM45 162V161H44ZM166 162H167V160H166ZM174 163H176L177 161H173ZM173 162H170V163H172L173 164ZM259 163H260V161H258ZM0 163L2 164V165H4V166H6V167H8V168H11V169H13V171L14 170H16V171H20V172H28L24 167H22V166H20L18 163H16L15 161H10V159L9 160H7L5 157H2V156H0ZM32 162H30V164H31ZM46 163V162H45ZM170 163H167V164H170ZM209 163V162H208ZM33 164V163H32ZM44 164V163H43ZM61 164V163H60ZM166 164V163H165ZM211 165V164H210ZM38 166V165H37ZM40 166H42V164L40 163ZM168 166V165H167ZM228 166V168H227V170H226V167ZM256 166V165H255ZM31 168H33L32 166H30ZM170 167H172L171 165H170ZM209 167V166H208ZM215 167V168H214ZM40 168V167H39ZM205 168V167H204ZM211 168V169H212ZM221 168V170H219V169ZM255 168V167H254ZM33 169H35L36 170V168H33ZM256 169H257V167H256ZM261 169V168H260ZM259 169V170H260ZM29 170V169H28ZM32 170V169H31ZM110 172L108 173V174H106V175H101V176H98L97 177V185L98 184H100L101 182H104V183H107V182H112L114 179H115V177L118 175V176H124V175H126L127 176V174L130 176L131 175V172H130V169H123V170H121V171H119V172H114V170H113V168L112 167H110ZM214 170V171H215ZM218 170L221 172V171H223V173H224V171H226L224 174H221V173H219L218 172ZM30 171V170H29ZM59 171V170H58ZM214 171H212V174L214 173ZM215 171V172H216ZM230 171V173H228L227 174V172H229ZM261 171V170H260ZM51 172V173H50ZM14 173V172H13ZM241 173H243V172H241ZM23 174V173H22ZM46 174V173H45ZM216 174V173H215ZM238 174V175H237ZM28 175V174H27ZM29 175L30 176H32L35 180H37L38 182H40V183H45V181L46 180H48V179H44L43 178V174L42 173H32V172H29ZM173 175V174H172ZM228 175V176H227ZM240 175H241V177H240ZM1 176V175H0ZM239 176V177H238ZM263 176V175H262ZM12 177V176H11ZM54 177V176H53ZM125 177V176H124ZM16 178V177H15ZM46 178V177H45ZM52 178V177H51ZM218 178V179H219ZM16 179H18V178H16ZM50 179V178H49ZM51 180V179H50ZM25 181V180H24ZM209 181V180H208ZM221 181V182H220ZM37 182V184L39 185V183ZM230 183V184H228V183ZM5 183V182H4ZM3 183V184H4ZM15 183V182H14ZM236 183V184H235ZM3 184L1 185V186H3ZM48 184V183H47ZM53 184H54V182H53ZM222 184V183H221ZM234 184V185H233ZM243 185H241V184H238L237 186H239L240 188H244L243 186H246V185H244V183H242ZM247 184V183H246ZM242 187H241V186ZM248 186V185H247ZM246 186V188L248 189V187ZM238 187V188H239ZM50 188V187H49ZM174 188V187H173ZM172 187H171V189H173ZM1 189H3V188H1ZM174 189H177V188H174ZM246 189V192L245 193H248L247 194V200H248V197H249V192H248V190ZM245 190V188L242 190V191H244ZM180 191V190H179ZM13 192V191H12ZM48 192V191H47ZM46 192V193H47ZM173 192H174V190H173ZM220 192V191H219ZM205 193V192H204ZM244 193V192H243ZM173 194V193H172ZM210 194V193H209ZM223 196V194H222V191H221V193H219L218 194V197L219 196ZM174 196H176V195H174ZM222 196L220 197V198H222ZM252 196V195H251ZM15 197V196H14ZM13 197V199H15ZM172 197V196H171ZM202 197H203V195H202ZM34 198V197H33ZM37 199V198H36ZM249 200H252V199H250L249 198ZM248 200V201H249ZM18 201V200H17ZM34 201V200H33ZM178 202V201H177ZM41 204H40V206L39 207H37V205L36 206H32V205H26L27 207H29V209H28V214H29V216L31 217V218H37L38 220H33V221H31V225L28 227V229H27V231H26V233H25V236L23 237V239H22V241L20 242V245H19V248H20V252H22V249L24 248V246L26 245L27 247V250H25V252L26 253H28V255H27V258H26V262H25V264H55V262L54 261H51L50 259H49V257H48V254H50V251L52 252V249L50 250V249H48L47 248V241H44L43 239H42V237L40 238L39 237V239H33L32 238V236H31V231H32V229L33 228H37V222L39 223V222H43V223H45L46 222V220L50 223V224H53V222H54V220H52L50 217H49V215L52 213V212H54L53 211V209H51V204L47 201V200H43L42 202H40ZM133 204H134V201H133ZM136 204V203H135ZM178 205V204H177ZM182 205V204H181ZM223 205V204H222ZM133 206V205H132ZM135 206V205H134ZM173 205H171V207H172ZM224 206V205H223ZM223 206H221L220 205V207H222L223 208ZM182 208H183V206H182ZM182 208H180L181 210H182ZM220 209V211H219V216H222V217H220V218H223L224 220H228V221H230V220H232V217L230 216V214L227 212V210H224L225 209V207H224V209ZM178 209V208H177ZM204 209V208H203ZM211 210H212V208H210ZM184 210V209H183ZM214 210V209H213ZM178 211V210H177ZM206 211V210H205ZM108 212V211H107ZM111 212V211H110ZM179 212V211H178ZM181 212V211H180ZM186 212V211H185ZM230 212V211H229ZM35 213H37V216H34L35 215ZM109 213V212H108ZM203 213V212H202ZM106 214V213H105ZM120 214V213H119ZM214 214V213H213ZM113 215V214H112ZM203 215V214H202ZM101 216V215H100ZM103 216V215H102ZM107 216V215H106ZM260 216V215H259ZM213 217V216H212ZM103 218V217H102ZM120 218H121V216H120ZM176 218V217H175ZM199 218H200V216H199ZM198 218V219H199ZM258 218V217H257ZM257 218H256V220H257ZM209 219H211V218H209ZM99 220H100V218H99ZM123 220V219H122ZM176 220V219H175ZM195 220H197V218L195 219ZM201 220V219H200ZM255 220V221H256ZM260 220V221H259ZM45 221V222H44ZM203 221V220H202ZM258 223L259 224H261V225H259V227H257V229H258V235H259V237H260V240H262V243L264 242V212L261 214V217H260V219L258 218ZM198 222V221H197ZM199 222H201V221H199ZM212 222V221H211ZM220 222V221H219ZM47 223V222H46ZM208 223V222H207ZM229 223V222H228ZM111 224V223H110ZM190 224V223H189ZM193 225H194V223H192ZM211 224V223H210ZM117 225H119V224H117ZM176 224H174V226H175ZM204 225V224H203ZM217 225V227H219V226H222L223 228H226L225 227V225H227V224H225V225H223V222L222 223H217L216 224ZM52 226V225H51ZM121 226V225H120ZM174 226H172V228H176V227H174ZM195 226V225H194ZM198 226H201V224L200 225H198ZM215 226V225H214ZM254 226H258V225H256V223H254V225H252V227H254ZM261 226V227H260ZM115 227V226H114ZM187 227V226H186ZM192 227V226H191ZM190 227V228H191ZM202 227V226H201ZM200 227V228H201ZM189 228V229H190ZM227 228H229V230L231 229V228H233V226H231V225H227ZM224 229L223 231H228V229ZM201 229H203V227L201 228ZM218 229V228H217ZM222 229V228H221ZM36 230V229H35ZM37 231H38V229H37ZM206 231V230H205ZM34 232V231H33ZM32 232V233H33ZM202 232V231H201ZM55 233V232H54ZM109 233V232H108ZM196 234V233H195ZM205 234V233H204ZM219 234V233H218ZM229 234V233H228ZM258 235H257V240H258ZM108 236V235H107ZM201 237H202V239H203V236H205V235H200ZM223 236H227L226 234L224 235L223 234ZM241 237H243L242 239H244L246 236L245 235H240ZM50 237V236H49ZM113 237V236H112ZM224 237V238H225ZM229 237V235L226 237V238H228ZM252 237V236H251ZM223 238V239H224ZM229 238H231V237H229ZM238 238V237H237ZM49 239H51V238H49ZM55 239V238H54ZM116 239V238H115ZM204 239H205V237H204ZM236 239V238H235ZM248 239V238H247ZM253 239H255V238H253ZM220 240L221 239H219V240H217V242L219 241L220 242ZM239 240V239H238ZM238 240H236L237 242H238ZM202 241V242H201ZM252 240H250L249 242H246V244L245 245H249V243L251 242ZM107 242V241H106ZM105 242V243H106ZM207 243V244H205V243ZM236 242V243H237ZM203 243V244H202ZM209 242H207L206 241V239L205 240H200V244H202V245H209L208 244ZM242 243H245V242H242ZM258 243H259V241H258ZM261 243V242H260ZM257 244V245H255L254 246V248L255 249H252L253 247H251V246H246L247 248H246V250L245 251H241L238 255H236V256H232V257H230L231 255V252H229V251H231L232 250V248H230V247H228L227 246V244L225 243L224 244V246L226 247H224L223 245V249H221V250H219L218 248H215L216 249V251H217V253L219 252V251H221L222 253H224V252H229V256L228 257H230L229 259H227L228 257L227 256H225V263L226 264H264V251H260V253L258 254L257 253V251H256V248L258 247V245H259V247L261 246V244ZM49 244H50V242H49ZM112 244V243H111ZM264 244V243H263ZM50 245H52V244H50ZM106 245V244H105ZM221 245V244H220ZM56 246V245H55ZM108 246V245H107ZM107 246H105V247H107ZM237 246H239L238 244H237ZM253 246V245H252ZM52 247H54V246H52ZM102 247V246H101ZM203 247V246H202ZM220 247V246H219ZM240 247H242V245L240 246ZM204 248V251H208V250H210V251H208V253H209V255H208V253H207V255L208 256H210L212 253H211V249H209V247L208 246H205V247H203ZM205 248H206V250H205ZM243 248V247H242ZM245 248V247H244ZM58 250H59V248H57ZM61 249V248H60ZM218 249V250H217ZM56 251V252H58L57 254H59L60 255V251ZM97 250V249H96ZM242 250V249H241ZM257 250H258V248H257ZM55 251V250H54ZM206 251V252H207ZM213 251V250H212ZM216 251H215V254H216ZM19 252V253H20ZM98 252V251H97ZM108 252H110V251H108ZM112 253V255H113V252H111ZM52 254V253H51ZM56 254V255H57ZM69 254H70V252H69ZM99 254V253H98ZM19 255V254H18ZM21 255V254H20ZM59 255H58V259H59ZM206 255V254H205ZM204 256L203 258H205L206 257V259H207V261H210L209 260V258H211V261L212 260H219L220 258H218V257H220V255L219 254H217L216 255V259L214 258V256H213V258L212 257H208V256ZM100 256V255H99ZM107 255H103L102 257L100 256V259L101 258H104V257H106ZM18 257V256H17ZM24 257V256H23ZM67 257V256H66ZM98 257V256H97ZM227 257V258H226ZM21 258H22V256H21ZM107 258V257H106ZM116 258V257H115ZM114 258V259H115ZM15 260H16V262H17V258H14ZM18 259H20V258H18ZM25 259V258H24ZM193 259V258H192ZM205 259V260H206ZM14 260V261H15ZM102 260H104L105 262L107 261V262H109V264L111 263L112 264V262L111 261H109V259H102ZM13 261V262H14ZM25 261V260H24ZM116 261V260H115ZM114 261V262H115ZM215 261H213V262H211V264H218L219 262H215ZM220 261V260H219ZM19 262H22L23 263V260L21 261H19ZM117 263V262H116ZM206 263V262H205ZM13 264H15V263H13ZM18 264V263H17ZM118 264V263H117ZM131 264H133V263H131ZM220 264V263H219Z\"/></svg>",
    "mask_w": 264,
    "mask_h": 264
},
{
    "label": "built area",
    "instance_id": "obj_3",
    "mask_svg": "<svg viewBox=\"0 0 264 264\" xmlns=\"http://www.w3.org/2000/svg\"><path fill=\"white\" fill-rule=\"evenodd\" d=\"M28 209L0 191V264H9L13 250L22 241L31 221L37 219L29 216Z\"/></svg>",
    "mask_w": 264,
    "mask_h": 264
}]
</instances>
